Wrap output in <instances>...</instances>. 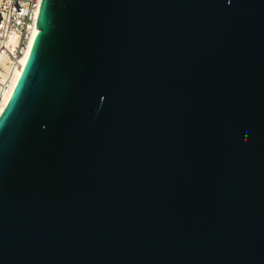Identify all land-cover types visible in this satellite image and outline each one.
Masks as SVG:
<instances>
[{"label":"water","instance_id":"obj_1","mask_svg":"<svg viewBox=\"0 0 264 264\" xmlns=\"http://www.w3.org/2000/svg\"><path fill=\"white\" fill-rule=\"evenodd\" d=\"M0 113V264H264V0H41Z\"/></svg>","mask_w":264,"mask_h":264},{"label":"built area","instance_id":"obj_2","mask_svg":"<svg viewBox=\"0 0 264 264\" xmlns=\"http://www.w3.org/2000/svg\"><path fill=\"white\" fill-rule=\"evenodd\" d=\"M40 3L41 0H0V57L3 55L9 66L5 78L0 80V99L10 85L11 73L22 66L20 59L36 26ZM0 69L4 70L1 63Z\"/></svg>","mask_w":264,"mask_h":264},{"label":"bare ground","instance_id":"obj_3","mask_svg":"<svg viewBox=\"0 0 264 264\" xmlns=\"http://www.w3.org/2000/svg\"><path fill=\"white\" fill-rule=\"evenodd\" d=\"M37 27L35 26L32 31H31V35L28 39V46L27 48L25 49L23 55L21 56V59H20V63H22V66L20 68H16L13 70V72L11 73V76H10V81H9V87L4 91L3 95H2V98L0 99V113L2 112V110L4 109L5 107V104L7 103L9 97L11 96L12 94V91L16 85V82L18 80V77L19 75L21 74V71L25 65V61L27 59V56L30 52V49L32 47V43H33V38L37 32ZM10 40H13V38L11 37ZM0 63L3 65V68L4 70H1L0 69V80H3L7 74V72L9 71V66H8V63H6V58L1 55L0 57Z\"/></svg>","mask_w":264,"mask_h":264}]
</instances>
